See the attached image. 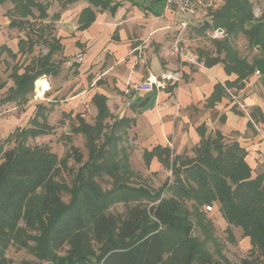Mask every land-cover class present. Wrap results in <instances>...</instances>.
<instances>
[{
    "label": "trees",
    "instance_id": "16d2710c",
    "mask_svg": "<svg viewBox=\"0 0 264 264\" xmlns=\"http://www.w3.org/2000/svg\"><path fill=\"white\" fill-rule=\"evenodd\" d=\"M12 1L14 17L10 26H22L27 17L43 19L45 4L38 0ZM109 5V1H102ZM34 8L39 14L36 15ZM211 21L206 28L223 29V42H216L218 56L206 61L207 66L223 62L227 73H236L234 81L218 83L210 99L213 102L230 86L242 87L257 70L262 74L264 88V19H256L251 0H225L221 8L209 11ZM29 23H31L29 21ZM241 31L252 47L260 49L253 62L242 57L230 44L231 36ZM25 39L19 40V52L26 53ZM32 49V47H30ZM54 49L30 63L15 64L10 77L6 102H28L35 81L44 74H58L60 65L52 59ZM15 54L6 44H0V63L3 54ZM222 55V56H221ZM23 69V70H22ZM22 70V71H21ZM98 114L93 124L78 115L76 133L86 136L88 159L84 161L79 147L72 146L60 157L48 145L31 144V138L49 134L54 126L48 122L52 107L36 105L29 125L17 127L0 142V264H12L7 256L11 246L29 247L38 241L51 255L71 246L72 255L60 264L73 260L87 261L83 247L91 239L102 243L103 251L96 264H264V164L253 176L246 160L247 150L237 140L227 141L220 130L209 135L199 126L201 141L192 148L193 154H174L171 148L156 146L146 150L145 161L157 157L171 170L173 178L157 190L143 184H133L135 176L129 154L120 146L118 130L129 119L109 124L110 110L102 95L95 96ZM15 145L5 148V142ZM73 159L82 163L71 189L69 203L62 198L64 186L58 181L62 168ZM105 175L112 188L104 192L99 178ZM148 200V206L142 200ZM124 202V213H108L109 206ZM217 203L228 223L226 230L233 241V227H241L243 236L250 237L249 249L254 258L232 263L223 257L216 260L209 250L213 244L220 253L215 226L208 217L205 205ZM199 228L202 236L194 234ZM104 243V244H103ZM222 255V254H221Z\"/></svg>",
    "mask_w": 264,
    "mask_h": 264
},
{
    "label": "crops",
    "instance_id": "0c3cea01",
    "mask_svg": "<svg viewBox=\"0 0 264 264\" xmlns=\"http://www.w3.org/2000/svg\"><path fill=\"white\" fill-rule=\"evenodd\" d=\"M38 1L45 4L46 17L37 19L29 16L27 19L31 23L28 21L20 27H11L22 31L25 30L24 26L33 25L34 22L51 27L49 37L39 35L48 49L40 56L53 48L52 59L60 65V72L39 77H45L49 88L43 95L36 96V101L41 100L27 113L34 115L39 103L52 107L48 114L50 125V116L56 110L78 118L84 106L92 105L97 116L95 96L102 95L110 110L107 121L113 119L111 123L108 121L109 124L123 118L129 119L123 129L126 127L133 134L131 141L134 146L127 147L126 151L141 152L145 159L146 150L151 151L160 145L171 148L173 155L186 151L193 154L192 148L202 138L199 126L204 125L206 135L220 130L227 141L240 142L248 152L246 160L253 169V176L262 170L263 79H258L255 72L242 87H226L224 94L210 101L216 84L225 85L228 80L234 81L237 74L227 73L223 62L213 63L212 66L205 63L218 56L217 47L211 55H205L206 47L198 42L211 32L210 28H206V23L211 21L209 13L195 15L188 20L181 11L167 8L163 0ZM102 1H109V5ZM8 3L10 6L4 11ZM12 8V1L0 3V27L5 24L10 26L14 17L21 18ZM34 11L36 15L39 14L37 8ZM10 33L7 30L0 32V44H6L20 58L23 53L19 52V40L23 37H14ZM223 37L224 33L216 36L217 39ZM24 39V46L30 42L29 50L25 49L33 53L35 42L31 35ZM78 54L83 56L80 61L77 60ZM56 57L60 60H56ZM69 59L74 61L73 68L65 65ZM70 68L74 72L67 75ZM164 73H177L180 79H169L165 88L154 89L148 94H126L125 88L130 82L143 81L150 75L161 77ZM8 84L10 87L14 82ZM34 89L36 92V86ZM57 97L61 98V103L55 105L54 109L50 104ZM78 120L74 126L79 123ZM85 121L91 124L95 122ZM121 130L117 132L123 140L125 131ZM149 164L152 171L159 174L165 167L156 156ZM215 205L218 221L226 229L228 223L218 209L219 205ZM233 236V242L239 246L247 250L252 247L250 237L243 236L241 227H233Z\"/></svg>",
    "mask_w": 264,
    "mask_h": 264
},
{
    "label": "rangeland",
    "instance_id": "374dc122",
    "mask_svg": "<svg viewBox=\"0 0 264 264\" xmlns=\"http://www.w3.org/2000/svg\"><path fill=\"white\" fill-rule=\"evenodd\" d=\"M213 4L208 8L209 11H214L222 7L225 3V0H212ZM253 5V11L256 19L263 18L264 19V0H251ZM216 5V6H214ZM10 4L8 3L4 7V11L8 10ZM203 22V21H202ZM200 22L199 24H201ZM24 26L25 30H15V27H11L9 25H3L0 27V32H11L10 35L14 37H23L27 38L31 35L32 40H34V52H27L23 54L20 58L13 57L6 52L3 54L4 61L0 63V142L4 141V139L12 133L17 127H25L29 125V120L33 115L27 113L28 110L39 100H35L38 96L36 94L35 89L29 94L28 102H6L4 98L8 95L9 84L8 82L13 83V79L10 77V73L12 72V66L16 63L25 65L31 61V59L45 54L47 52V44L43 41V38L40 37V34H44L46 36L51 35V27H43L40 23L34 22ZM40 26V27H38ZM219 29L213 30L209 35H206L205 38L199 39V44H204L206 49L204 50L205 55H211L216 47V42H223L225 37L221 39H217L216 36H219L221 33L218 32ZM220 33V34H219ZM224 36H226V32L222 31ZM219 34V35H218ZM30 42L25 44V47L28 49ZM230 44L232 47L238 52V54L242 57L248 59V61L253 62L260 56V49L257 47H252L249 44L247 36L241 31L237 32V34L231 36ZM202 48V47H201ZM29 50V49H28ZM56 60H60L59 58H55ZM74 65V64H73ZM73 65L71 66L73 68ZM70 68L67 75H70L74 70ZM68 70V69H67ZM67 72V71H66ZM258 79H262L261 73H255ZM259 83V82H258ZM4 86V87H3ZM50 104L48 101H42ZM61 103V98L57 97L56 101H53L50 105L54 106ZM55 109V108H54ZM82 118L89 120L91 122L95 121V110L92 105L84 106V110L79 112ZM79 118V117H78ZM77 116L72 115H63L60 111H54V114L50 116V123L54 125V129L45 135L38 136L37 138H31L29 143L31 144H42L48 145L50 149L56 152L60 157L66 155L68 150L72 146L79 147L80 152L83 154L84 161L88 159V148L86 146V136L82 133H76L73 129L74 124L77 123ZM113 120V119H112ZM111 119L108 121L111 123ZM123 133L124 139L120 141V146H126L130 148L134 146L132 144L131 138L133 134L128 131V128H122L121 132ZM15 145L14 140L5 142V148H10ZM130 167L136 173L135 176L131 178V182L133 184H143L150 187L153 191L160 188L166 181V176L173 178L171 170H166L164 167L161 170V174L158 171H152V165L147 164L145 159L142 156L141 152L134 153L133 150L128 151ZM140 153V154H139ZM2 159H0V162ZM83 161V162H84ZM82 162V163H83ZM82 163H77L73 159L69 161L68 168H62V172L58 177V181L64 186V191L62 193L63 201L67 204L70 202L72 197L71 189L76 183V176L79 172V168ZM112 179L105 175L103 178H99V185L103 188L104 192L110 190L112 188ZM148 200H142V204L148 206ZM214 204V203H212ZM206 206V205H205ZM204 209L206 210V207ZM212 211H208V217L213 221L215 226V235L217 236V240L219 242V246L221 247L220 253L217 251L216 247L213 244H209V250L213 254V257L216 260H223V257L229 260L232 263H240L244 259L254 258V255H251L250 251L239 246V244L234 243L226 229L220 225L218 221L217 208L215 207ZM216 208V209H215ZM126 211V206L124 202L119 201L117 203L109 206L108 213H124ZM194 234L198 236H202L200 229L195 228ZM104 244V243H103ZM84 252H92V254H87V261L83 263L76 264H96V257L101 254L103 251L102 243H98L95 239H91L90 242L86 243L83 247ZM222 254V255H221ZM72 255L71 246L66 245L64 249L56 252L55 256L51 255L49 252H45L43 245L38 241H32L29 247L19 248L17 246H11L7 251V256L11 259L12 264H60L62 259L68 258ZM264 261V257H262ZM67 264H75V261L70 260L67 261Z\"/></svg>",
    "mask_w": 264,
    "mask_h": 264
},
{
    "label": "built area",
    "instance_id": "2783aa9c",
    "mask_svg": "<svg viewBox=\"0 0 264 264\" xmlns=\"http://www.w3.org/2000/svg\"><path fill=\"white\" fill-rule=\"evenodd\" d=\"M164 4L167 8H173L178 11H181L186 15L188 20L195 15H202L206 14L208 11V8L210 5H212V0H163ZM185 24H188L185 22ZM223 29L220 30V33H222ZM219 32V31H218ZM83 56L82 54L77 55V60H82ZM74 63L73 60L69 59L65 61V65L67 67L72 66ZM257 73H260L259 70L256 71ZM169 79H173L174 81H177L180 79V76H178L177 73H164L161 77L152 76L150 75L148 78H146L143 81L139 82H130L127 87L125 88V92L127 95H142V94H148L152 92L154 89H160L165 88L167 86V81ZM228 92L231 93L230 89H228ZM207 211H212L214 209V204L206 205Z\"/></svg>",
    "mask_w": 264,
    "mask_h": 264
},
{
    "label": "bare ground",
    "instance_id": "6f19581e",
    "mask_svg": "<svg viewBox=\"0 0 264 264\" xmlns=\"http://www.w3.org/2000/svg\"><path fill=\"white\" fill-rule=\"evenodd\" d=\"M35 86H36V93L38 94V96L43 95L44 91L49 88V83L48 81L44 78H39L36 82H35Z\"/></svg>",
    "mask_w": 264,
    "mask_h": 264
}]
</instances>
